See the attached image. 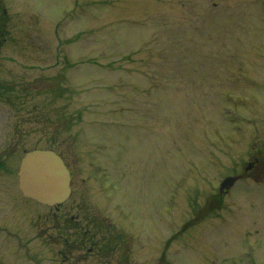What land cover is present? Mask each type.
<instances>
[{
	"label": "rangeland",
	"instance_id": "rangeland-1",
	"mask_svg": "<svg viewBox=\"0 0 264 264\" xmlns=\"http://www.w3.org/2000/svg\"><path fill=\"white\" fill-rule=\"evenodd\" d=\"M0 79V148L59 150L107 237L130 213L122 264H264V0H0Z\"/></svg>",
	"mask_w": 264,
	"mask_h": 264
},
{
	"label": "flooded vegetation",
	"instance_id": "flooded-vegetation-1",
	"mask_svg": "<svg viewBox=\"0 0 264 264\" xmlns=\"http://www.w3.org/2000/svg\"><path fill=\"white\" fill-rule=\"evenodd\" d=\"M12 154L16 155L11 149L0 148V264H112L117 261L113 257L117 252L107 249L106 243L112 239L122 246L131 241L125 236L121 222L127 221L121 212L112 238L106 236L108 216L105 213L77 210L79 202L76 201L71 211L62 210L63 204L50 206L27 198L14 178L16 157ZM254 159L256 163L259 161L257 156ZM128 230L130 234L134 231ZM119 249V262L129 263L132 260L129 254L122 256L123 246L121 252Z\"/></svg>",
	"mask_w": 264,
	"mask_h": 264
},
{
	"label": "water",
	"instance_id": "water-1",
	"mask_svg": "<svg viewBox=\"0 0 264 264\" xmlns=\"http://www.w3.org/2000/svg\"><path fill=\"white\" fill-rule=\"evenodd\" d=\"M225 178L220 188L233 182ZM70 176L62 158L52 149H33L24 155L19 169V186L27 196L43 203L64 201L70 193Z\"/></svg>",
	"mask_w": 264,
	"mask_h": 264
}]
</instances>
